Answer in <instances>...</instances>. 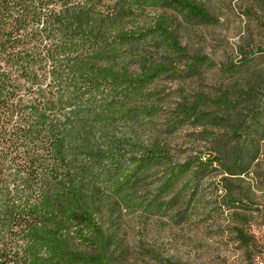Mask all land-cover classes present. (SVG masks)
Masks as SVG:
<instances>
[{"label": "trees", "instance_id": "16d2710c", "mask_svg": "<svg viewBox=\"0 0 264 264\" xmlns=\"http://www.w3.org/2000/svg\"><path fill=\"white\" fill-rule=\"evenodd\" d=\"M167 1L209 19L192 0H0V264H115L108 234L84 199L86 179L123 193L161 163L159 194L180 186L197 195L215 163L239 174L217 156L174 163L166 153L138 146L95 151L89 163L68 158L72 131L84 116L107 122L129 117L126 101L145 99L146 88L162 75L213 65L188 55L174 21L154 12ZM71 7L106 18L111 28L98 32L70 23L63 12ZM146 46L167 62L146 55L136 74L95 63L99 54L122 56ZM177 54L187 57L185 67L177 66ZM207 102L223 108L240 103L200 95L182 110L191 117ZM237 232L249 248L244 229Z\"/></svg>", "mask_w": 264, "mask_h": 264}, {"label": "rangeland", "instance_id": "374dc122", "mask_svg": "<svg viewBox=\"0 0 264 264\" xmlns=\"http://www.w3.org/2000/svg\"><path fill=\"white\" fill-rule=\"evenodd\" d=\"M192 1L207 9L209 19L170 1L154 12L174 21L188 55L207 57L213 65L162 75L146 88L145 99L126 101L129 117L107 122L84 116L72 131L68 158L89 163L95 151L138 146L166 153L174 163L217 156L239 174L224 173L215 163L197 195L180 186L159 194L165 179L161 163L123 193L86 179L84 199L108 234L115 264H264V0ZM63 13L70 23L98 32L111 28L106 18L76 7ZM152 49L102 53L95 63L136 74L146 55L167 62ZM172 57L185 67V55ZM230 66L234 72L224 75ZM200 95L240 103L223 108L207 102L188 117L182 108ZM242 228L249 248L239 240Z\"/></svg>", "mask_w": 264, "mask_h": 264}]
</instances>
